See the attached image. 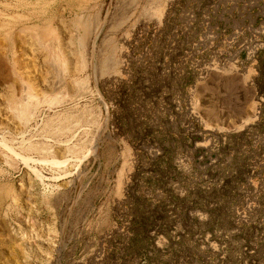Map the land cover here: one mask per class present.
Wrapping results in <instances>:
<instances>
[{
  "label": "rangeland",
  "instance_id": "obj_1",
  "mask_svg": "<svg viewBox=\"0 0 264 264\" xmlns=\"http://www.w3.org/2000/svg\"><path fill=\"white\" fill-rule=\"evenodd\" d=\"M0 264H264V0H0Z\"/></svg>",
  "mask_w": 264,
  "mask_h": 264
},
{
  "label": "bare ground",
  "instance_id": "obj_2",
  "mask_svg": "<svg viewBox=\"0 0 264 264\" xmlns=\"http://www.w3.org/2000/svg\"><path fill=\"white\" fill-rule=\"evenodd\" d=\"M41 39V38H40ZM42 42V41H41ZM82 42V41H81ZM40 45V44H39ZM63 63V62H62ZM31 98L32 96L29 95ZM35 98V97H34ZM37 98V97H36ZM21 103V102H20ZM28 103V102H27ZM23 104V103H22ZM31 105V104H30ZM17 106V105H16ZM20 107L17 108L15 110V115L17 116V118L19 117V119H21L22 122H24L26 124V122H29L32 118H33V109H30L29 105H19ZM38 106V105H36ZM16 108V107H15ZM36 108V107H35Z\"/></svg>",
  "mask_w": 264,
  "mask_h": 264
}]
</instances>
